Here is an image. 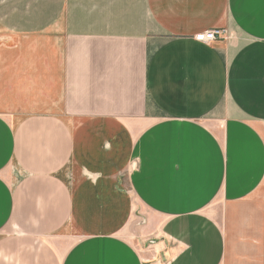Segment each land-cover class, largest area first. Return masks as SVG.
Listing matches in <instances>:
<instances>
[{
    "label": "crops",
    "instance_id": "crops-1",
    "mask_svg": "<svg viewBox=\"0 0 264 264\" xmlns=\"http://www.w3.org/2000/svg\"><path fill=\"white\" fill-rule=\"evenodd\" d=\"M0 264H264V0H0Z\"/></svg>",
    "mask_w": 264,
    "mask_h": 264
},
{
    "label": "rangeland",
    "instance_id": "rangeland-1",
    "mask_svg": "<svg viewBox=\"0 0 264 264\" xmlns=\"http://www.w3.org/2000/svg\"><path fill=\"white\" fill-rule=\"evenodd\" d=\"M134 217H136L137 219H139V218L144 219L145 218L144 214H143L142 210H140V208L136 210ZM126 239H127V241H130L139 251L142 248H144V246H145L144 240H142L139 235L135 234V232H132L131 234H127ZM159 240H160V238H158V235L157 236L153 235L149 245H152V246L159 245L161 243Z\"/></svg>",
    "mask_w": 264,
    "mask_h": 264
},
{
    "label": "built area",
    "instance_id": "built-area-1",
    "mask_svg": "<svg viewBox=\"0 0 264 264\" xmlns=\"http://www.w3.org/2000/svg\"><path fill=\"white\" fill-rule=\"evenodd\" d=\"M225 32L223 30H211L205 33H199L193 37L197 43L208 45L217 39H224Z\"/></svg>",
    "mask_w": 264,
    "mask_h": 264
}]
</instances>
